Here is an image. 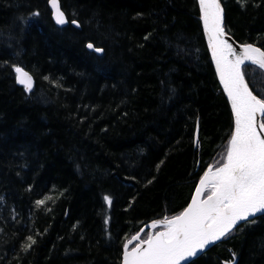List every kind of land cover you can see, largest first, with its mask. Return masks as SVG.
<instances>
[{"label": "trees", "instance_id": "1", "mask_svg": "<svg viewBox=\"0 0 264 264\" xmlns=\"http://www.w3.org/2000/svg\"><path fill=\"white\" fill-rule=\"evenodd\" d=\"M48 1L0 0V264H121L225 163L231 110L197 0H60L63 28ZM219 1L225 32L264 51V0ZM241 72L264 99V72ZM189 264H264V214Z\"/></svg>", "mask_w": 264, "mask_h": 264}, {"label": "snow or ice", "instance_id": "2", "mask_svg": "<svg viewBox=\"0 0 264 264\" xmlns=\"http://www.w3.org/2000/svg\"><path fill=\"white\" fill-rule=\"evenodd\" d=\"M49 3L55 22L65 24L58 0H49ZM199 3L204 27L210 39L217 41L213 44V56L235 113V134L227 150V163L201 180L202 188L208 183L213 187L206 201L199 203L194 199L182 215L167 222V231L145 241L147 248L141 250L137 246L126 253L125 264H179L206 245L220 240L239 221H248L256 213L264 212V138L255 130L256 113L264 116V99H258L248 90L241 72L246 60L264 69V51L246 46L242 56L228 61L225 49L227 55H232L231 49L227 45L218 46L223 31L220 6L217 0H199ZM15 71L18 82L30 88L31 77L19 67ZM260 128L264 131V123ZM104 199L111 203L108 196Z\"/></svg>", "mask_w": 264, "mask_h": 264}, {"label": "water", "instance_id": "3", "mask_svg": "<svg viewBox=\"0 0 264 264\" xmlns=\"http://www.w3.org/2000/svg\"><path fill=\"white\" fill-rule=\"evenodd\" d=\"M197 2H198V5H199V9H200V20H201V25H202V30H203V36H204V40H205V43H206V46H207V49H208V53H209V56H210V59H211L212 65H213V67H214L215 74H216V77H217L218 83H219V85H220V88H221L223 94L225 95V98H226V100H227V102H228V104H229L230 110H231V114H232V118H233V135H234V134H235V113H234L233 108H232L231 100L229 99L228 94H227V92H226L225 89H224V83L222 82V80H221V78H220V72H219V70H218V68H217V64H216V58L213 56V44H214V43H217V41L215 40V38L210 39L208 31H207V30L205 29V27H204L202 6H201V4L199 3V0H197ZM217 3L219 4L220 9H221V16H222L221 28H222V30H223V31H222V35L219 37V43H218V46L227 45L228 49H231V51H232V55H227V49H225L226 59H227L228 61H234L237 57L242 56V55L244 54V49H245L246 46H252L253 48L262 51L260 48L256 47V46L253 45V44H240V43L236 42V41L232 38V36H230L229 34H227V33L225 32L224 27H223L224 11H223V8H222L221 3H220L219 0H217ZM58 4H59L60 10L63 12L64 17H65V20H66V23L63 24V25H58V24L55 22L54 12H53V9H52V7H51L49 1H48V8H49V10L51 11V19H52L53 23L55 24V26H57V27H59V28H63V27H65V26L68 24V18H67V16H66L65 12H64L63 9H62V6H61V3H60V0H58ZM73 22H75V23H73ZM72 25L75 26V27H78V23H77L76 21H72ZM89 44L93 45L92 43H87V44H86V48H87L88 51H95V53L98 54V55H101V54H102V52H103L102 49H99V50H101V51H96L97 48H95L94 45H93L92 48H89V47H88ZM244 63H251V61L246 60ZM254 65H255V64H254ZM256 66L258 67V65H256ZM19 68H20V67H19ZM258 68H259V67H258ZM21 69H22L24 72H26V73L31 77L30 88H29V87H26L25 84H21V83L18 82V74H17V72L15 71L16 82H17L19 85L24 86L25 89H26V91L29 93V92L32 90V88H33V85H34V79H33L32 75H31L30 73H28L24 68H21ZM261 70L264 72V69H261ZM244 83H245V85H247L245 79H244ZM247 87H248V90L252 93V91L250 90V88H249L248 85H247ZM252 94H253V93H252ZM253 95H254V94H253ZM263 118H264V116H262L260 113H256V116H255V122H256L255 130H256L257 134H258L261 138H264V131H262L261 128H260V125L263 123V122H262V119H263ZM198 133H199V128H198V125H197V126H196V129H195V142H197ZM233 135H232V136H233ZM226 163H227V161H226ZM223 165H224V164H223ZM223 165L220 166V167H218V168H216V169H213L212 167H209V168L205 171V173L203 174V176L201 177V179L199 180V182L197 183V185H196V187H195V190H194V192H193V194H192V197H191V199H190V202H189L188 206H187V207H186V208H185V209H184V210H183L178 216L182 215V214L185 212V210H186L187 208H189V206L192 204V202H193L194 199H195L197 202H199V203H203L204 201L207 200V198H208L209 196H208L207 198L203 199V193H204L206 187H207L209 184H211V183H208L207 185H205V186L202 188V186H201V180H202L207 174L216 172L217 169L223 167ZM198 190H199V194H198ZM263 214H264V212H258V213H256L254 216L249 217L248 221H250V220H252V219H254V218H256V217H259V216H261V215H263ZM178 216H176V217H178ZM176 217H173V218H171L170 220H173V219H175ZM170 220H167V221H153V222L147 223L146 225H144V226L140 229V231H139L136 235L132 236L129 240H127V241L124 243L123 247H122V262H121V264H125L124 257H125V254H126V253H131V252L133 251V249H136V248H137V246H139V248H140L141 250L147 248V244L145 243V241H147L150 237H154L157 233L162 232V231H159V232H156L154 235L152 234V231H153V229L156 227L157 224H159V223L167 224V222L170 221ZM245 222H247V221H239V222H238V225H237L235 228H233L232 231H233L234 229H236L239 225H241V224H243V223H245ZM145 231H149V237H148L147 240L142 241L140 238H141V235H142ZM232 231H231V232H232ZM229 233H230V232H229ZM227 234H228V233H227ZM227 234H226V235H227ZM226 235H225V236H226ZM225 236L221 237L220 240H217V241H215L214 243H211V244L206 245L202 250H198L197 253H196L194 256H189V257H186L185 259L181 260V261L179 262V264H189V263L192 262L193 260H195V259H197L198 257H200L201 255H203L205 252H207V251H208L211 247H213L215 244L221 242ZM136 242H138L139 244H137L133 249L129 250L130 246H131L132 244L136 243Z\"/></svg>", "mask_w": 264, "mask_h": 264}, {"label": "rangeland", "instance_id": "4", "mask_svg": "<svg viewBox=\"0 0 264 264\" xmlns=\"http://www.w3.org/2000/svg\"><path fill=\"white\" fill-rule=\"evenodd\" d=\"M209 188L213 189L212 184H210V186L207 187V190ZM159 231H162V232L167 231V224H163V223L157 224L156 227L153 229L152 234L154 235L156 232H159Z\"/></svg>", "mask_w": 264, "mask_h": 264}, {"label": "bare ground", "instance_id": "5", "mask_svg": "<svg viewBox=\"0 0 264 264\" xmlns=\"http://www.w3.org/2000/svg\"><path fill=\"white\" fill-rule=\"evenodd\" d=\"M27 92V91H26ZM28 93V92H27Z\"/></svg>", "mask_w": 264, "mask_h": 264}]
</instances>
